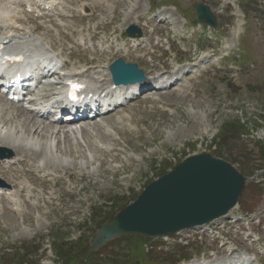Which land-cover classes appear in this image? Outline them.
<instances>
[{
	"label": "rangeland",
	"instance_id": "1",
	"mask_svg": "<svg viewBox=\"0 0 264 264\" xmlns=\"http://www.w3.org/2000/svg\"><path fill=\"white\" fill-rule=\"evenodd\" d=\"M78 1L91 17L83 21L71 19L66 21L67 25H104V29H109L106 32H116V35L129 25H136L143 31L151 17L146 16L148 2L155 6L164 3L166 7L152 16L156 19L155 25L161 19L170 23L167 27L171 34L169 39L177 49L176 55H172L175 60L183 61L185 55L180 53L181 47L194 52L196 43L198 47L201 45L203 49L220 54L233 53L238 46L242 64H253L254 68L238 65L229 73L210 69L200 76H187L186 81L172 89L148 94L123 112L113 113L110 121L104 122L111 124L121 118L125 125L116 126L120 134L111 130L108 140L102 141L93 131L90 140L96 147L95 152L98 151L95 155L81 149L85 157H80L77 155L80 149H75L78 159L70 161L76 168L68 169L72 183L64 179V189L51 191L52 196L58 193L56 198L60 197L61 203L55 200L54 204L41 206L37 211L26 210L22 216L0 214V264H40L48 259L41 251L44 243L50 244L53 251L54 245L66 244L69 255L64 264H182L177 262L184 257L191 261L208 257V250H217L216 258L220 260L226 256L219 251L224 242L212 244V239L206 236L200 241L196 239L198 230L182 232L164 243L159 239L120 238L105 251H92L90 258L91 243L88 241L96 235V227L108 222L149 183L167 174L186 157L200 153L230 163L245 178L237 206L228 217L213 225H225L226 232L231 233L234 231L230 226L231 218L252 215V222L248 221L244 230L249 228L264 247V167L257 165L260 162L257 159L264 153V0H137L141 7L136 12L129 7L132 0ZM197 3L207 5L214 13L218 24L215 33L189 25L195 20L193 5ZM98 4L107 11L98 10ZM181 11L185 19L178 15ZM144 15L145 19L141 20ZM126 21H130L127 26ZM36 24L50 27L44 22ZM30 26L26 28L31 29L34 24ZM202 32L205 35L199 39ZM185 34L186 42L179 47L175 39ZM39 35L46 41L59 40L54 31L49 34L42 31ZM64 44L53 49L68 57L71 50ZM80 51H76L78 58L82 56ZM153 54L159 55L157 51ZM164 64L173 67L171 60ZM76 135L81 136L79 144L83 147L85 136L80 132ZM48 138L57 141L51 137V131ZM70 142L74 146L77 144ZM62 144L61 140L59 145L64 147ZM51 189L50 186L48 191ZM181 241L189 242L193 251L178 249L176 245ZM229 242L241 249L253 247L252 240L243 241L234 234L230 235ZM53 256L54 260L56 256Z\"/></svg>",
	"mask_w": 264,
	"mask_h": 264
},
{
	"label": "water",
	"instance_id": "2",
	"mask_svg": "<svg viewBox=\"0 0 264 264\" xmlns=\"http://www.w3.org/2000/svg\"><path fill=\"white\" fill-rule=\"evenodd\" d=\"M194 8L200 22L216 26L207 6L196 4ZM112 72L116 83L142 80L134 66L121 61ZM244 184L245 178L225 161L205 153L188 157L99 227L94 244L130 235L164 237L208 224L235 206Z\"/></svg>",
	"mask_w": 264,
	"mask_h": 264
},
{
	"label": "bare ground",
	"instance_id": "3",
	"mask_svg": "<svg viewBox=\"0 0 264 264\" xmlns=\"http://www.w3.org/2000/svg\"><path fill=\"white\" fill-rule=\"evenodd\" d=\"M69 2L74 3L75 0H69ZM112 7H114V5L111 6V8ZM129 7L131 9H133V12H136L140 9L141 6H139V3L137 0H135V1L132 0ZM96 8L98 10L102 9V8H103L102 10H106V9H104V6L101 4H98V6H96ZM2 10L5 12L6 15H8L10 13L8 8H3ZM57 16L60 18H64L65 15L63 16L61 13H57ZM86 17L87 16L82 17L79 15H76V16L73 15L72 20H76V21L88 20L89 18H86ZM129 24H130V21H126L125 26H127ZM161 24L163 26H167V23H161ZM37 29H39V27H37ZM41 29H43V28H41ZM52 29L57 30L60 34L61 39L65 40L69 43H72L74 41V39H77V40L83 41L84 44L89 43L93 46V47H91V50L96 55V57L90 63H88V66H87L88 71H94V72L101 73V70L103 71V70H105V68L108 67V65L110 63V62H108L110 60L108 58L110 56L112 57L113 54L111 52L114 51L113 45L111 43V38L114 36V39H115L116 32H112L111 34L106 32L109 29L108 28L104 29V25L103 26L95 25V26H89V27H86V26L60 27L56 24H53ZM157 29L159 31H161L162 29H164V27H158ZM12 30L16 31V32L25 33V29L21 28V27H12ZM43 30L49 31L50 29L45 28ZM48 33H50V32H48ZM236 33L237 32H235L234 34L238 35ZM12 38L13 37L10 34L0 36V40L1 39L2 40H5V39L13 40ZM22 44H24V43H22ZM54 44H56V42H54ZM97 44H102V45L107 46L109 51L100 50L99 47H96ZM39 50L40 49H35V51H39ZM139 51L143 52L144 49L140 48ZM74 57H75V55L72 56V58H74ZM101 76H104L105 78H107L108 74L106 76V74L103 73ZM104 81L107 82L106 79H104ZM86 83L88 84V86H91V84L88 83L87 81H86ZM13 110L17 114H15V115L8 114V115H10V117H9V116H5V110H3V108H0V126H2V129H4L6 131L4 136L0 135V146L11 149L12 151H15L18 154L23 153L25 156H27L29 159H31L33 161L34 160L42 161L44 163L43 169H51L55 173L59 172V168H68V169L72 168L73 170L76 168L75 163H71L68 167L62 166V163H61L62 159L64 160L65 158H69V160L72 159L73 161L78 159V157L74 154L75 149H80L78 151V153H80L81 155L77 154L80 157L81 156L85 157V155H84V153H82L81 149H84L83 151L92 153V155L97 154L98 151L95 152L94 149L96 147L93 146V143L90 140V138H92L91 130L97 132V134L100 135L101 139H103L102 141H106L109 138V132L111 130L115 131L116 133L119 132V134H120V131H118V128L116 126L117 125H120V126L123 125V121L121 120V118H119L117 121L111 122V124H110V122L106 121L103 123L102 126L97 125L95 128H92V129L91 128H87V129L83 128L80 130V133L85 136L84 145L82 147L79 143H77L74 146L70 142L71 141L70 137L72 135H75L76 133L78 134L79 132H74L73 130L69 129L71 127L61 125L63 122L60 123V121H57L54 125H51L47 129H45L46 127L45 128L41 127L40 124H38V122H35V120L32 117H28L29 122H28V119L19 120L20 115L21 114L24 115L23 114L24 111L22 109H19V110L13 109ZM18 114H20V115H18ZM30 114L33 115V117H36L35 114H33V113H30ZM111 117L112 116H109L105 120L110 121ZM56 124H59V125H56ZM50 131H51V137H54V139L57 140V141H55L56 142L55 154H56L57 158L53 157L52 154L50 153V150H49L50 144L47 143V140H46L48 137V133ZM61 138H63V140H64L63 144H62V145H64V147L59 145V143H60L59 139H61ZM51 140H52V138H50L49 142H51ZM35 146L38 147L37 148L38 150L32 149ZM15 163L18 166H21L20 172H17V169H11L10 166H2L0 168V176L7 179L8 183L11 181V179H13L14 181L19 180L22 175H25L26 177L32 176V172L26 170L25 161H23L21 159H16ZM64 171L67 175H69V176L72 175L71 172H69L67 169H65ZM19 199L22 200L23 197H21V196L18 197V194H17V200L19 201ZM8 200L10 201V199H8ZM0 201L2 203H6L7 199L5 197H1Z\"/></svg>",
	"mask_w": 264,
	"mask_h": 264
},
{
	"label": "trees",
	"instance_id": "4",
	"mask_svg": "<svg viewBox=\"0 0 264 264\" xmlns=\"http://www.w3.org/2000/svg\"><path fill=\"white\" fill-rule=\"evenodd\" d=\"M263 149H264V148H263ZM262 154H263V158H264V153H262ZM61 251H62V249H61ZM59 252H60V251H59ZM60 253H61V252H60ZM60 253H59V254H60ZM67 254H68V253H67ZM62 257H63V256H62Z\"/></svg>",
	"mask_w": 264,
	"mask_h": 264
}]
</instances>
